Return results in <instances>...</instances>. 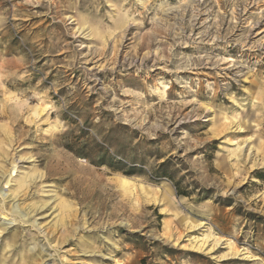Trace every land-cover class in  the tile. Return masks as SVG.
Listing matches in <instances>:
<instances>
[{
    "label": "rangeland",
    "instance_id": "374dc122",
    "mask_svg": "<svg viewBox=\"0 0 264 264\" xmlns=\"http://www.w3.org/2000/svg\"><path fill=\"white\" fill-rule=\"evenodd\" d=\"M0 264H264V0H0Z\"/></svg>",
    "mask_w": 264,
    "mask_h": 264
}]
</instances>
